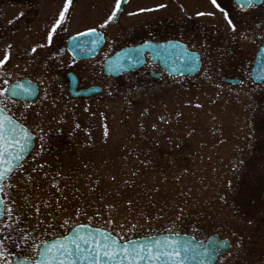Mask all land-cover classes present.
<instances>
[{"label": "rangeland", "instance_id": "1", "mask_svg": "<svg viewBox=\"0 0 264 264\" xmlns=\"http://www.w3.org/2000/svg\"><path fill=\"white\" fill-rule=\"evenodd\" d=\"M2 9L0 60L9 59L0 66V87L9 77L38 82L42 93L30 112L42 111L36 123L46 133L12 181L22 225L43 239L84 224L129 240L173 222L184 232L196 224L231 241L217 264H264V87L174 86L139 98L115 91L89 102L55 97L47 104L42 53L35 59L27 53V38L39 33L32 26L36 10L33 16L12 2ZM202 11L196 2L194 13ZM54 131L57 143L44 145ZM248 206L259 211L248 215Z\"/></svg>", "mask_w": 264, "mask_h": 264}, {"label": "flooded vegetation", "instance_id": "2", "mask_svg": "<svg viewBox=\"0 0 264 264\" xmlns=\"http://www.w3.org/2000/svg\"><path fill=\"white\" fill-rule=\"evenodd\" d=\"M10 2L17 7L20 6L22 10L29 9L30 11L27 12H33V16L36 10L35 17L39 21L36 23L35 18L32 26L38 25L39 33L27 38L32 48L47 44V33L51 25L59 18L66 0H52L46 4L40 0H0L1 15L2 7ZM196 2L203 5V11H212L215 14L197 16L194 13ZM217 2L229 12V17L234 23L238 24L236 33L228 30L223 14L213 8L209 0H121L113 20L103 28L99 25L112 15L116 8V0H71L62 25L64 30L61 31L58 28L59 34L53 33V42L50 46L37 47V53H42V56H39L41 63L49 71L45 77L50 85L46 103L49 104V101L55 97L76 102H89L103 94L114 97L115 91L127 96L128 91H135L139 98L141 93L159 92L174 86H179L185 91H191L194 85L205 84L227 87L244 86L252 90L264 87V81L256 79L258 73L253 72L256 54L264 43V3L258 0L257 6L245 9L241 7L238 0H217ZM159 5L164 7H158ZM89 28H96L97 32L103 36L101 46L98 45L99 43L95 45L91 43L95 39L93 35L83 38L78 36L76 43L81 44L84 51H80V58L73 57L68 51L69 38ZM111 31H114V35H110ZM205 37L206 40L203 39ZM146 42L155 46L156 49L152 54L148 49H144L141 54L133 51ZM169 42L178 46L171 48ZM30 49L27 51L30 58L34 55L38 56L36 53H30ZM95 50L96 55L91 56ZM121 51H127L126 54L130 53L136 57L140 55L143 62L137 68L115 76L106 73L104 64ZM185 52L199 54L198 70L173 72V67L181 70L187 67L182 61ZM52 72L58 77H51ZM25 78L35 82L42 93L40 84L29 76L12 82ZM241 81L244 83L242 84ZM94 87L100 88L99 93L86 98L77 96L80 92ZM124 90L126 91L123 93ZM40 93L32 107L37 104ZM27 102L23 100L18 105L20 110H23V103ZM30 110L28 122L34 129L36 147L41 131L38 132L37 130L40 129L32 124L34 116ZM16 114L19 115V111ZM57 139L58 135L54 131L46 136L44 145L48 143L50 144L48 147L53 146L51 144H56ZM6 192H8L6 204L13 208V219L8 223L18 229L26 228L30 231L26 225L21 224L26 222L21 220L17 206L12 203L14 201L13 186L6 189ZM1 199H5L3 194ZM10 231V228H0V242L7 244L8 250L15 254L18 248L12 247V240L16 237L13 233L12 240H9ZM219 264L229 263L221 261Z\"/></svg>", "mask_w": 264, "mask_h": 264}, {"label": "snow or ice", "instance_id": "3", "mask_svg": "<svg viewBox=\"0 0 264 264\" xmlns=\"http://www.w3.org/2000/svg\"><path fill=\"white\" fill-rule=\"evenodd\" d=\"M259 2L264 3V0H259ZM70 3L71 0H66L64 8L59 13V18L51 25L47 33V44L32 47L30 53L38 55L37 47L50 46L53 42V33L58 35V28L61 31L64 30L62 25L65 22V13L68 11ZM120 3L121 0H116V8L112 15L99 25L100 28L105 27L113 20ZM238 3L242 8L252 9L257 6L258 0H238ZM209 4L223 14L228 30L231 33H236L238 24L229 17V12L221 7L217 0H209ZM158 7H164V5ZM214 14L212 11L196 13L197 16H213ZM19 15L22 16L23 13ZM89 35L95 37L91 41L94 45L103 40V36L97 32L96 28H89L85 32L77 33V36ZM69 39L74 42L78 51H84L82 45L75 42L74 37ZM147 46L151 47V45ZM177 46V44L169 42V47L176 48ZM7 47L11 48V45ZM260 53L261 64L256 79L264 81V47L260 49ZM32 58L35 59V56ZM125 59L129 62H143L142 58L132 56L130 53L126 54ZM7 60L8 56L5 55L4 60H0V66H3ZM182 61L187 67L182 70L173 67V72L197 71L200 57L197 52H185ZM2 83L4 86L0 87V194H3L5 199H0V228L11 229L8 239L12 240V235L15 234L16 239L12 240V247L19 248L20 252L13 254L8 250L7 244L0 242V264H216L218 256L222 254L221 250L226 251L230 247L227 240L214 239L207 233H203L201 227L196 224L191 225L190 229L184 232L173 222L171 227L163 229L154 237L144 236L135 240H124L119 234L113 235L100 229L93 231L86 225L78 224L72 227L67 234L48 240L39 235L33 236L32 232L26 228L18 229L8 223L13 219V208L6 204L8 197L6 189L13 186L12 181L17 173L23 171L26 157L34 148V129L28 122V116L32 105L36 103L35 97L39 96L40 89L33 86L31 82H28L27 85H22L19 82L10 83V77L3 79ZM241 83L244 82L241 81ZM46 99L47 93L41 98V101ZM22 100L28 102L23 103V110H20L18 105L22 103ZM17 111H19V115L16 114ZM42 115V111L36 112L32 120V124H35V128L40 129L41 132L44 129L36 121ZM40 139L43 141L44 136H41ZM220 199L224 200L225 198L221 196ZM12 203L14 204L15 201ZM27 207L31 208L32 205L29 203ZM36 211L39 213V208ZM246 211L248 215H254L259 211V208L248 206ZM251 222L249 219L248 223ZM63 226L68 227L69 221L65 220ZM49 227L51 228V226ZM202 234L205 238L198 239ZM236 247H240L239 241L236 243Z\"/></svg>", "mask_w": 264, "mask_h": 264}, {"label": "water", "instance_id": "4", "mask_svg": "<svg viewBox=\"0 0 264 264\" xmlns=\"http://www.w3.org/2000/svg\"><path fill=\"white\" fill-rule=\"evenodd\" d=\"M74 38H75V42H77L78 37H74ZM147 45H149V44H147ZM147 45H144L142 47H139V48L135 49V50H138V51H134V50L133 51L135 53L141 54V52L148 47ZM263 47H264V45H263ZM150 48L155 49L154 46H152ZM69 50H70V52H71V54L73 56H75L76 58H79V56L77 54V51H76V48H75V44H74V42L72 40L69 41ZM125 54H126V52L123 51L121 53L116 54L114 57L110 58L107 61V63H106V71L111 72L112 71L111 69H114V71L111 74L118 75L120 72L128 71L131 68H133L134 67L133 63H131L127 59H125ZM91 56H93V55H91ZM139 57L141 58L140 55H139ZM136 64H140V63H136ZM260 64H261V53L259 52L258 55H257V63H256V68H254V72L258 73L259 68H260ZM27 83H28L27 81L20 82V84H22V85H27ZM33 86H35V85H33ZM93 92H95V90H88V91H85L83 94L81 93V94H79L77 96H80V95H82V96H88V95H90ZM86 226H88V225H86ZM88 227L91 228L93 231H95L96 229H100L102 231H107V230H104V229H101V228H95V227H91V226H88ZM151 236L154 237L155 235H151ZM212 237L214 239L215 238H218L217 235H213ZM135 239H137V238L130 239V240H135ZM229 248L230 247H228L227 250ZM221 251H222V254L226 252L225 250H221Z\"/></svg>", "mask_w": 264, "mask_h": 264}]
</instances>
